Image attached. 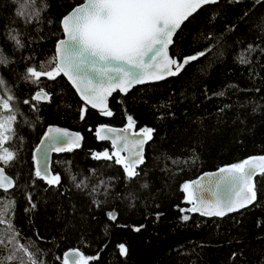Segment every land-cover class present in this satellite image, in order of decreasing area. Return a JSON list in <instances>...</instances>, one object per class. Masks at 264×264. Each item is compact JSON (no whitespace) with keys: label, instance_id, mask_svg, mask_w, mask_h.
<instances>
[{"label":"trees","instance_id":"obj_1","mask_svg":"<svg viewBox=\"0 0 264 264\" xmlns=\"http://www.w3.org/2000/svg\"><path fill=\"white\" fill-rule=\"evenodd\" d=\"M33 1L28 14L20 15L17 0H0V60L9 61L7 67L0 65V75L18 105L16 137L5 145L17 153L6 169L16 187L0 191V198L14 202L6 219L15 240L8 243L6 226L0 225V238L6 240L0 261L19 264L6 257L21 244L38 264H63L69 247L98 255L90 264H264V175L255 178L257 200L238 211L222 217L179 211L187 205L182 185L188 179L264 154V0L203 6L175 34L170 52L182 58L205 51L204 56L177 76L136 85L127 94L114 92L111 117L88 106L83 120V102L64 77L55 82L41 78L39 87L53 99L39 111L22 103L37 87L24 80L26 68L54 66L49 61L62 35L60 19L82 0ZM37 11L39 20L27 23ZM10 35L24 47L17 48ZM128 116L135 128L154 129L140 176L131 182L120 166L91 155L95 149L112 150L107 141H98L96 130L123 126ZM53 123L80 132L83 141L72 152L53 153L51 170L61 175V184L50 187L34 177L32 151ZM98 185L99 191L92 192ZM94 200L102 202L100 207ZM108 212L117 219L110 220ZM141 225L139 232L133 230ZM121 243L128 248L126 256L119 254Z\"/></svg>","mask_w":264,"mask_h":264},{"label":"snow or ice","instance_id":"obj_2","mask_svg":"<svg viewBox=\"0 0 264 264\" xmlns=\"http://www.w3.org/2000/svg\"><path fill=\"white\" fill-rule=\"evenodd\" d=\"M216 2L217 0H85L62 16V31L66 38L58 40L55 45V54L49 61L54 66L48 70H38L35 66L26 68L24 80L37 87L30 98L24 99L22 103L32 111H39L42 103L50 104L53 99V94L39 87L41 78L55 82L57 78L64 77L83 102L81 120L85 119L88 106L99 109L105 117H111L113 112L108 108L107 100L114 92L127 94L135 85L177 76L188 64L205 55V51H201L178 58L169 54V48L174 44L175 34L186 21L193 18L203 6ZM33 18L39 20L40 12L29 16L26 22L31 23ZM9 38L15 41L17 48L24 47L18 36L10 35ZM8 63L7 60H0V65L5 67ZM15 100L12 89L0 75V191L4 193L16 187V179L9 176L6 169L14 165L17 153L5 147L16 137L14 125L17 123L18 105L13 103ZM127 121V125L121 129L99 127L96 136L101 141H110L112 150L110 152L105 149L91 155L97 161L120 166L126 180L131 182L140 176L138 169L145 162L144 146L152 140L154 129L145 127L138 132L132 131V116H128ZM24 122L27 123L26 120ZM81 140L79 133L73 134L59 127L48 126L32 156L34 177L50 187L59 186L61 175L51 172L49 155L72 152L80 148ZM91 171L94 173L95 169ZM219 173V177L215 173L207 174L213 177L207 185L201 182L203 177L201 181L183 183L182 191L191 207L180 208L179 211L222 217L253 204L257 200L254 178L264 175V155L249 157L242 162L222 167ZM72 179L75 180V176ZM100 185L105 186L106 193L107 186L103 180ZM80 186L76 185L77 188ZM99 187L93 188L92 192H98ZM142 187L147 188L148 185L144 184ZM221 188L229 195L221 197ZM206 192L211 193V198H205ZM93 203L100 207L102 202L94 200ZM13 207V201L0 198V225L6 226L5 231L10 236L8 243L15 240L10 219H6ZM107 216L112 221L117 219L115 212H108ZM182 219L186 221L189 216L183 215ZM142 227L143 225L133 230L139 232ZM5 244L6 240L0 238V245ZM117 248L120 255L128 254L125 244H118ZM17 253L21 255L18 256ZM236 255L233 253V258ZM97 259L98 255L89 257L79 250H72L64 253L63 264H69L70 261L71 264H90ZM6 260H19V264H38L35 254L21 244L16 245Z\"/></svg>","mask_w":264,"mask_h":264},{"label":"water","instance_id":"obj_3","mask_svg":"<svg viewBox=\"0 0 264 264\" xmlns=\"http://www.w3.org/2000/svg\"><path fill=\"white\" fill-rule=\"evenodd\" d=\"M219 0H217V2H218ZM85 2V0H82L81 2H79V3H77V4H75L71 9H69L65 14H67V13H69L74 7H76V6H78V5H80V4H82V3H84ZM64 14V15H65ZM63 16V15H62ZM61 20H62V17H61V19H60V26H61V29H62V24H61ZM62 32V35L56 40V42H55V45H56V43H57V41L58 40H60V39H63V38H66L65 37V34L63 33V31H61ZM55 45H54V54H55ZM169 54L171 55V52H170V48H169ZM172 56V55H171ZM186 56H189V55H186ZM166 78H168V77H166ZM66 79V78H65ZM67 80V79H66ZM160 81V80H159ZM151 82H155V81H151ZM148 83V82H147ZM139 85V84H138ZM136 86V85H135ZM131 90V89H130ZM77 94V93H76ZM122 94H124V93H122ZM78 95V94H77ZM113 95V94H112ZM111 95V96H112ZM110 96V97H111ZM78 97H79V95H78ZM110 97H108V100H107V105L109 106V99H110ZM80 98V97H79ZM82 101V100H81ZM90 107V106H89ZM96 110H99V109H96ZM127 124H125V125H123V126H119V125H110V124H107V125H102V126H108V127H112V128H116V129H121V128H124L125 126H126ZM48 126H55V127H59V128H61V129H65V130H67V131H69L70 133H73V134H75V133H79L80 134V132H78V131H76V130H73V129H71V128H69V127H67V126H64V125H60V124H57V123H53V124H50V125H48ZM47 126V127H48ZM101 127V126H100ZM47 129V128H46ZM46 129H45V131H46ZM140 129H142V128H135L134 127V129L132 130V131H139ZM44 131V132H45ZM43 135V134H42ZM42 135H41V137H42ZM80 136L82 137V135L80 134ZM40 137V138H41ZM97 137V136H96ZM97 139H98V137H97ZM40 140V139H39ZM82 141H83V138H82V140H81V144H82ZM98 141H101V140H99L98 139ZM109 144H110V141H107ZM39 144V141L37 142V144L35 145V147H34V149H33V151H32V153H34V150H35V148H36V146ZM147 145V144H146ZM146 145L144 146V157H145V152H146ZM110 146H111V144H110ZM100 151H103V150H93V153L94 152H100ZM52 155H53V153H51L50 155H49V166H50V170H51V164H52ZM261 155H264L263 153H257V154H251V155H249V156H247L245 159H247V158H249V157H255V156H261ZM243 161V160H242ZM241 161V162H242ZM231 164H233V163H228V164H224V165H221V166H219V167H217V168H214V169H209V170H205V171H203V172H201L200 174H198L197 176H195V177H193V178H191V179H188L186 182H195V181H201V177H203V180L201 181L202 183H204V184H208L209 183V181L211 180V179H213V177H210V176H208L207 174H210V173H215L216 174V177H219V175H220V173H219V169L220 168H222V167H227V166H230ZM51 172H52V170H51ZM7 173V172H6ZM53 173V172H52ZM8 174V173H7ZM9 176H11L10 174H8ZM256 178V177H255ZM255 178H254V182H255ZM219 195L221 196V197H226L227 195H229V193L228 192H226L223 188H221L220 189V191H219ZM204 196H205V198H211V193H209V192H206V193H204ZM249 206V205H248ZM191 207V204H189V203H187V205H185V206H183L182 208L183 209H188V208H190ZM247 207V206H246ZM239 210V209H238ZM237 210V211H238ZM190 213H197V212H190ZM231 213V212H230ZM200 214V213H199ZM228 214V213H227ZM202 215V214H201ZM72 250H79V251H81L79 248H77V247H69V248H67L64 252H63V256H64V253L65 252H69V251H72ZM82 252V251H81ZM69 264H71V261L69 262Z\"/></svg>","mask_w":264,"mask_h":264},{"label":"rangeland","instance_id":"obj_4","mask_svg":"<svg viewBox=\"0 0 264 264\" xmlns=\"http://www.w3.org/2000/svg\"><path fill=\"white\" fill-rule=\"evenodd\" d=\"M17 1H18L17 13L19 12L20 15L28 14L26 11H29V6H31L34 3L33 0H32L33 3L30 0H17ZM33 10L36 11L37 9L35 7H33ZM43 68H45L44 70H48V69H46L47 67H43ZM39 70H42V69H39Z\"/></svg>","mask_w":264,"mask_h":264}]
</instances>
